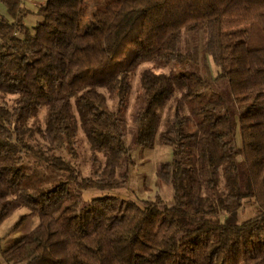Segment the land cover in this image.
I'll return each mask as SVG.
<instances>
[{"label": "trees", "instance_id": "16d2710c", "mask_svg": "<svg viewBox=\"0 0 264 264\" xmlns=\"http://www.w3.org/2000/svg\"><path fill=\"white\" fill-rule=\"evenodd\" d=\"M0 2V228L26 211L0 238V264H264V0H120L108 26L81 33L83 0ZM151 61L170 70L140 76L133 148L171 149L157 179L173 202L86 201L124 188L137 165L125 110ZM80 129L92 162L104 159L96 177L64 157L77 159ZM249 204L258 214L240 222Z\"/></svg>", "mask_w": 264, "mask_h": 264}, {"label": "rangeland", "instance_id": "374dc122", "mask_svg": "<svg viewBox=\"0 0 264 264\" xmlns=\"http://www.w3.org/2000/svg\"><path fill=\"white\" fill-rule=\"evenodd\" d=\"M47 0H26V6L32 11H37L42 5H45ZM120 0H83L82 10L79 17L78 32H83L89 24L92 22L100 23L104 26H108L111 23L114 11L118 8ZM7 16V8L5 4L0 2V17ZM39 17L36 15H30L26 18V25L33 27L37 24ZM207 40V34L203 31L200 33H185L184 34V45L185 49L193 48L194 46H202ZM213 71L216 74L218 69L212 61ZM146 69H151L156 72H168L170 66L157 61H151L143 64L132 77L133 90L129 97L127 108L125 110L126 118V144L132 148L134 155L137 160V165L130 171L129 182L124 188L116 190H88L83 192L82 196L84 200L89 201L95 197L103 196H115L124 199L134 200H154L157 197H163L166 202L172 204L173 191L171 186L166 182H160L157 179V171L160 165L169 160L172 156L171 149L162 145L159 140L155 143L154 147L148 150L135 149L133 144L135 142V126H134V114L136 110L135 99L139 92V80L142 72ZM109 97V102L112 108H116L117 100ZM46 115V109H43L39 117L35 122L30 124L32 131H36L38 126H43ZM167 110L163 112L164 120L166 119ZM38 134H36V138ZM38 139V138H37ZM238 145H241L240 133H237ZM76 151L78 153L77 159H72L68 155H64L67 160L72 161L78 170L84 177H96L101 173L104 166V159L100 158L98 162L94 163L91 160V152L89 144L82 132L79 130ZM135 149V150H134ZM38 164L31 160V166L33 169L41 170L43 173L45 169H40ZM62 179L59 180V182ZM55 181H58L57 178ZM57 183V182H56ZM52 184L51 186H53ZM25 210H19L14 216L10 217L0 228V238L6 236L13 224L18 219V216L24 214ZM258 214V209L253 204L247 205L245 208L239 211L240 222H245L255 217ZM35 223V222H34ZM27 230L23 228L21 234ZM20 234H13L6 240L4 247L9 246L14 241L18 240Z\"/></svg>", "mask_w": 264, "mask_h": 264}]
</instances>
